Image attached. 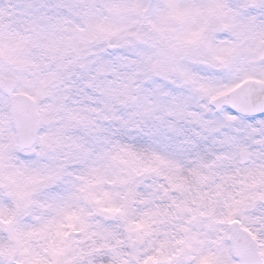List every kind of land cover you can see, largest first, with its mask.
Returning a JSON list of instances; mask_svg holds the SVG:
<instances>
[{"label": "snow or ice", "instance_id": "6c2138e0", "mask_svg": "<svg viewBox=\"0 0 264 264\" xmlns=\"http://www.w3.org/2000/svg\"><path fill=\"white\" fill-rule=\"evenodd\" d=\"M0 264H264V0H0Z\"/></svg>", "mask_w": 264, "mask_h": 264}]
</instances>
